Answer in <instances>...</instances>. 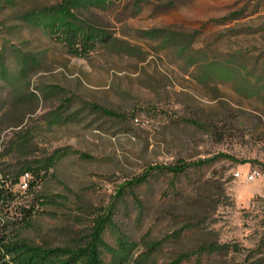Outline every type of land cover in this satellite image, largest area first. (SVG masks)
Instances as JSON below:
<instances>
[{
    "label": "rangeland",
    "instance_id": "rangeland-1",
    "mask_svg": "<svg viewBox=\"0 0 264 264\" xmlns=\"http://www.w3.org/2000/svg\"><path fill=\"white\" fill-rule=\"evenodd\" d=\"M244 7L239 20L216 23ZM65 9L64 0H10L0 12V181L12 194L1 219L16 221L8 232L55 249L104 223L107 264H126L119 239L132 245L128 264H169L212 243L253 249L264 232V84L253 93L233 73L201 80L196 59L167 48L184 43L208 63L241 64L254 86L264 78V0H108L107 11L82 18L117 44L88 54L69 51ZM213 158L189 179L154 171ZM197 218L201 230L179 232ZM241 260L229 252L184 264Z\"/></svg>",
    "mask_w": 264,
    "mask_h": 264
},
{
    "label": "trees",
    "instance_id": "trees-1",
    "mask_svg": "<svg viewBox=\"0 0 264 264\" xmlns=\"http://www.w3.org/2000/svg\"><path fill=\"white\" fill-rule=\"evenodd\" d=\"M107 1L108 0H64L66 9L64 11V26H65V42L69 51L75 53L88 54L90 51L96 49L97 45L100 47L108 48L115 47L117 44L116 40H113L102 28L92 26L88 20H83L82 13L91 12L93 10L105 12L107 11ZM10 0H0V12H2ZM246 12L245 7L238 12H233L227 17L217 20L216 23L225 25L231 21H237ZM200 31L195 32L193 38L198 36ZM175 47V48H174ZM174 49L177 51L178 55L186 58L188 56V64H195L197 61V67L201 68L200 79H214L216 76L223 78L226 75L233 73L234 79L243 78L242 82H237L238 85L244 87L245 90L252 91L263 87L259 83L264 84V78L261 76L254 77L255 85L251 86L250 81L246 80L248 74L246 69L241 64L234 66L230 61L214 60L208 63L209 57L205 52L200 51L195 58L194 53H190L188 50L190 46L187 44H182L181 47L174 45L167 49ZM111 50V49H110ZM165 50L164 46L163 49ZM173 50V51H174ZM122 52L130 53L131 50L123 47ZM174 51V52H175ZM237 56H240L237 54ZM196 59V61H195ZM231 63V64H230ZM207 68V69H206ZM92 111L101 113L104 117L108 119L118 118L113 112L105 107L92 104L89 106ZM73 154L77 155L80 159H90L88 156L72 151ZM221 159L223 156H219ZM223 157V158H222ZM217 158L212 160H204L195 163H184L179 162L174 166L169 167H159L154 169V171L166 172L172 174V176L181 177L183 179H189L191 171L196 168H202L207 165H211ZM153 170V169H152ZM151 170V171H152ZM197 175V172L195 171ZM194 176V174H191ZM149 174L143 177V180L139 185L147 182ZM179 191H177V194ZM12 201V194L0 181V264H107L101 250L99 249V239L98 233L103 229L104 223L98 224L99 230L93 237L85 238L80 244L73 247H63V248H44L29 244L26 241L20 240L14 235L9 227H13L16 223L14 220H2L1 215L4 210L3 206ZM219 203V202H218ZM111 217L110 215H108ZM262 227L264 229V218L262 219ZM206 222L204 218H197L194 222H188L185 224L183 230L179 231L185 233L191 230H201L205 226ZM183 231V232H182ZM178 232V235H180ZM168 239V238H167ZM158 243H154L150 251L156 248ZM130 244L124 242L123 240H118V250L120 253L119 261L128 264V258H130ZM229 252L239 253L243 256V260L237 263L231 264H264V232L260 237V240L254 244L253 249H243L238 245H219V244H206L200 246L199 248L193 250L189 253H183L178 255L169 264H184L189 262L191 259L201 260L205 257L220 256L222 254H227ZM246 252V253H244ZM117 260L109 264H117ZM145 259H135L131 264H144Z\"/></svg>",
    "mask_w": 264,
    "mask_h": 264
},
{
    "label": "built area",
    "instance_id": "built-area-1",
    "mask_svg": "<svg viewBox=\"0 0 264 264\" xmlns=\"http://www.w3.org/2000/svg\"><path fill=\"white\" fill-rule=\"evenodd\" d=\"M258 176V173L257 172H253V173H250L247 177V180L248 181H252L253 179H255L256 177Z\"/></svg>",
    "mask_w": 264,
    "mask_h": 264
}]
</instances>
